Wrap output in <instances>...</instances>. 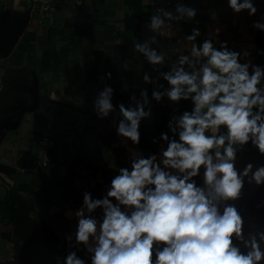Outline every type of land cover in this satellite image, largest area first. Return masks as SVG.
<instances>
[{
	"label": "clouds",
	"instance_id": "clouds-1",
	"mask_svg": "<svg viewBox=\"0 0 264 264\" xmlns=\"http://www.w3.org/2000/svg\"><path fill=\"white\" fill-rule=\"evenodd\" d=\"M224 3L233 15L258 13L255 0ZM196 16L182 0L156 8L146 21L149 36L133 41V52L164 82L143 73V83L154 86L151 99L144 89L127 105H114L106 84L95 94L93 111L99 120L113 116L128 167L112 164L104 194L84 191L79 208L66 213L76 227L65 237L61 264H264V224L241 205L246 185L264 187V162L241 166L249 146L264 158V65L253 62V45L236 51L220 42V28L202 42L193 28L178 46H162L161 37H175L174 26ZM252 28L264 33V14ZM165 98L191 108L174 107L168 131L153 139L158 151L145 156L137 147L140 125L151 117L152 101Z\"/></svg>",
	"mask_w": 264,
	"mask_h": 264
},
{
	"label": "crops",
	"instance_id": "crops-1",
	"mask_svg": "<svg viewBox=\"0 0 264 264\" xmlns=\"http://www.w3.org/2000/svg\"><path fill=\"white\" fill-rule=\"evenodd\" d=\"M55 1L54 24L39 26L34 7L0 0V18L11 25L8 36L0 38V264H61L69 250L65 237L76 227L66 213L79 208L84 191L94 198L104 194L115 174L112 164L128 167L113 116L99 120L93 111L95 94L106 84L114 90L113 104L127 105L130 96L138 98L144 89L151 99L154 86L143 83L144 72L164 83L132 49L134 40L149 36L146 21L152 12L145 0ZM172 1L171 8L177 0ZM182 2L195 7L197 16L179 29L174 26L175 37H161L162 46H178L193 28H199L202 42L220 28V42L236 51L253 45V62L264 65L259 54L264 52V33L252 28L264 14V0H255L258 13L251 18L233 15L222 0ZM124 62L129 69L121 68ZM29 75L37 78L36 103L34 91H28ZM81 98L84 102L77 103ZM164 107L172 115L174 107L179 113L191 104L152 101V115L142 121L140 135L155 133ZM44 135L55 143L48 165L38 163ZM79 158L98 169L75 166ZM249 161L264 162L259 155L247 156L241 166ZM245 191L257 197V205L264 202V187L246 185ZM261 211L264 215V207ZM78 256L85 258V252Z\"/></svg>",
	"mask_w": 264,
	"mask_h": 264
},
{
	"label": "built area",
	"instance_id": "built-area-1",
	"mask_svg": "<svg viewBox=\"0 0 264 264\" xmlns=\"http://www.w3.org/2000/svg\"><path fill=\"white\" fill-rule=\"evenodd\" d=\"M27 6L34 7V21L39 26H52L55 21L57 4L55 0H17ZM224 1V0H222ZM172 0H156L154 4H149L150 11L153 13L156 8L170 9ZM77 4H79L77 2ZM54 140L50 136L44 135L39 141L38 163L48 165L50 153L54 147Z\"/></svg>",
	"mask_w": 264,
	"mask_h": 264
},
{
	"label": "trees",
	"instance_id": "trees-1",
	"mask_svg": "<svg viewBox=\"0 0 264 264\" xmlns=\"http://www.w3.org/2000/svg\"><path fill=\"white\" fill-rule=\"evenodd\" d=\"M189 110V109H188ZM170 110L166 107H164L161 111V121L160 125L156 129L155 133L153 134H148V135H140V144L137 146L138 149L143 153V154H148V153H155L158 150V145L153 143V139H158L160 134L162 132H167V123L170 119ZM247 156H254L257 157L258 153L254 150L251 149V147H247L246 150L241 154V158L247 157ZM81 158L77 159V162L75 163V166L82 168L84 170H92L96 171L98 167L94 164L90 163H84ZM264 160V158H263Z\"/></svg>",
	"mask_w": 264,
	"mask_h": 264
},
{
	"label": "rangeland",
	"instance_id": "rangeland-1",
	"mask_svg": "<svg viewBox=\"0 0 264 264\" xmlns=\"http://www.w3.org/2000/svg\"><path fill=\"white\" fill-rule=\"evenodd\" d=\"M9 22V21H8ZM11 23V22H10ZM14 25V23H12ZM9 24H6L5 20L3 18H0V38L7 37L10 33ZM2 42H0L1 44ZM28 78L26 80H29L30 86H29V93L33 92V86L35 88V85H33L32 79H34L35 82V76L32 78V76H27ZM18 103H20V106L22 103H24L22 100H20ZM257 197L253 195H247L246 191L244 190V196L241 201V205L244 206L247 209L248 214L256 218L257 224H264V215L261 211V207H257L256 202Z\"/></svg>",
	"mask_w": 264,
	"mask_h": 264
},
{
	"label": "water",
	"instance_id": "water-1",
	"mask_svg": "<svg viewBox=\"0 0 264 264\" xmlns=\"http://www.w3.org/2000/svg\"><path fill=\"white\" fill-rule=\"evenodd\" d=\"M34 95H35V103L37 102L38 99V83H37V78L35 77V88H34Z\"/></svg>",
	"mask_w": 264,
	"mask_h": 264
}]
</instances>
